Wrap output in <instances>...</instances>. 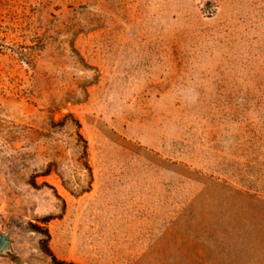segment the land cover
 <instances>
[{"label": "rangeland", "instance_id": "rangeland-1", "mask_svg": "<svg viewBox=\"0 0 264 264\" xmlns=\"http://www.w3.org/2000/svg\"><path fill=\"white\" fill-rule=\"evenodd\" d=\"M0 264H264V0H0Z\"/></svg>", "mask_w": 264, "mask_h": 264}, {"label": "water", "instance_id": "water-1", "mask_svg": "<svg viewBox=\"0 0 264 264\" xmlns=\"http://www.w3.org/2000/svg\"><path fill=\"white\" fill-rule=\"evenodd\" d=\"M6 244V238L4 235L0 234V248H2Z\"/></svg>", "mask_w": 264, "mask_h": 264}]
</instances>
